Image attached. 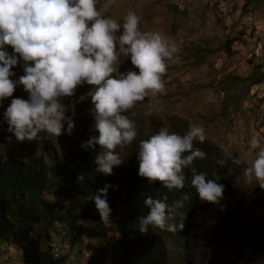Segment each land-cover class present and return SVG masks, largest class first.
Wrapping results in <instances>:
<instances>
[{
    "label": "rangeland",
    "instance_id": "obj_1",
    "mask_svg": "<svg viewBox=\"0 0 264 264\" xmlns=\"http://www.w3.org/2000/svg\"><path fill=\"white\" fill-rule=\"evenodd\" d=\"M97 9L102 16L117 22H123L129 11L135 12L140 17L141 31H159L179 49V60L167 62V71L162 76L164 91H149L143 101H138L124 113L135 121L137 137L131 144L117 147L116 151L124 161L113 168L111 175L102 174V178L110 180L115 189L120 191L116 174L131 156L139 167L137 150L140 140L157 133L162 126H167L170 132L183 135L189 124H199L205 129L206 139L203 143L194 142V146L204 145L212 154L215 165H218L217 159H224L227 166L236 167L238 174L230 190L224 187L223 199L219 203H209L203 208L207 228L200 227V237H204L208 227L215 225L218 218L227 217L230 212L228 206L233 204V209H241L246 212L245 216H254L258 225V228H253L239 219L234 222V227L243 226L252 235H256L253 233L256 229L264 231V204L258 203L264 201V189L255 180L247 183L243 176V168L254 159V153L247 151L248 140L254 134L264 139V81L252 84L256 72L260 75L264 72V0H97ZM5 48L9 54L13 53L11 46L6 45ZM121 60V64L117 62V72L113 75H118L119 71H138L130 58L121 57ZM23 64L20 60L13 67L15 76L12 79H19L24 74ZM258 66L262 68L257 70ZM92 88L88 84L79 85L73 96L61 98L66 116L75 118V128L70 134L74 137V153L79 152L80 146L76 135L79 126L76 118L83 130H95L94 117L90 111L93 105L88 95ZM82 96L83 100L80 99ZM13 97L27 99L28 93L22 85H18ZM13 97L0 102V164L10 157L11 152L22 163L43 158L51 180L52 164L47 151L58 153L62 146V135L67 132H62L59 137L40 134L39 139L18 141L14 134L7 131L8 125L4 120V111ZM238 154L243 163L233 165L230 157ZM94 158L89 164L96 169ZM51 185L50 182L47 185L50 189L48 201L57 214L64 215L67 201L62 196V186L59 183ZM246 193L248 195H244ZM118 195L124 200L127 198L124 189ZM119 199L117 203L120 206ZM151 233L158 240L154 248L163 254L160 264H253L238 255L236 240H228L206 250L202 248L205 244L200 237L193 238L192 241L199 244L195 245V250L199 246L201 249L196 250V255H192L195 253L193 251L187 256L178 233L152 227ZM58 235V231H52L54 239H59ZM258 236L260 238L257 239L264 243V232ZM103 244L110 249L119 246L115 240L96 242L86 239L74 247L76 251L71 250L65 264H140L125 261L120 249L117 250L119 260L112 257L101 260L99 245ZM58 251L56 246V256ZM148 261V264H152L150 258ZM0 264L35 263L26 258L24 251L17 245L0 240Z\"/></svg>",
    "mask_w": 264,
    "mask_h": 264
},
{
    "label": "clouds",
    "instance_id": "obj_2",
    "mask_svg": "<svg viewBox=\"0 0 264 264\" xmlns=\"http://www.w3.org/2000/svg\"><path fill=\"white\" fill-rule=\"evenodd\" d=\"M139 23L140 17L132 11L123 22L102 16L97 0H0V102L13 97L18 85L28 93L27 99L13 97L4 111L7 131L18 141L39 139L40 134L70 135L75 123L66 116L61 98L73 96L79 85H92L88 95L98 135H92L81 147L95 150L99 145L95 171L111 175L124 161L117 147L129 145L137 137L135 121L124 113L143 101L149 91L163 92L167 62L179 60L175 43L159 31H141ZM6 45L11 46L12 54ZM121 57L130 58L138 71L113 75ZM20 60L24 74L12 79V69ZM205 139V129L199 124H189L183 135L162 126L139 141L138 175L149 184L160 182L168 191L184 188L182 170L206 158L203 150L194 147V142ZM247 144L254 159L243 168V176L247 183L255 180L264 189V139L254 134ZM230 159L233 165L243 163L239 154ZM216 163L224 167L227 162L217 159ZM83 178L79 175L77 180ZM190 183L201 201L216 204L223 199L224 185L206 172L193 171ZM111 187L105 184L91 197L105 225L112 222L107 202ZM189 198L185 193L169 203L167 196L146 197L143 203L148 212L138 217L136 228L141 233H147L150 226L171 233L182 231L187 216L183 208Z\"/></svg>",
    "mask_w": 264,
    "mask_h": 264
},
{
    "label": "trees",
    "instance_id": "obj_3",
    "mask_svg": "<svg viewBox=\"0 0 264 264\" xmlns=\"http://www.w3.org/2000/svg\"><path fill=\"white\" fill-rule=\"evenodd\" d=\"M257 68L260 70L262 67ZM263 81L264 72L261 75L256 72L252 84H260ZM76 122L79 125L76 134L80 143L79 152L74 153L72 150L74 137L65 133L62 135V146L58 153L47 151L52 164L51 180L48 178L49 169L43 158L22 163L16 160L11 152L10 157L0 164V240L17 245L24 251L26 258L35 264H65L71 250L76 251L74 247L86 239L96 242L104 240L108 242L110 239L115 240L116 245H119L111 247L112 249L108 245H99L101 260L108 257L118 259L117 250L120 249L125 261L148 264L150 258V263L160 264L163 254L154 248L158 240L151 233V226L147 233H141L136 228L138 217L148 212L143 201L148 196L153 198L167 196L168 202L171 203L187 193L190 198L183 208L187 213L185 226L182 231L176 233L182 239L184 254L189 256L195 251L192 255H196V250H200L201 247L195 250V245L199 244H195L192 239L200 237L198 232L200 227L207 228L203 208L210 202L199 199L196 189L190 183L192 172H206L210 178L217 179L223 184L226 190H230L238 176L236 167L215 165L208 148L199 144L194 147L203 150L206 158L197 159L182 170L186 177L184 188L168 191L160 185V182L149 184L146 178L140 177L137 162L131 156L123 169L116 174L120 182L119 190L124 189L127 194L124 200L118 195L120 191L115 189L114 184L102 178V174L95 172L89 164L100 151V146L96 145L95 150L81 147L82 143L92 135H98V132L83 130L77 118ZM229 167L231 172L228 171ZM79 175L84 177L83 180H77ZM49 182L52 183L51 186L55 183L62 186V196L67 201L64 215L57 214L52 203L48 201ZM105 184L112 185L108 190L110 196L107 193V202L113 211L112 222L108 225L100 222V215L94 201L91 200L92 195H95L96 191ZM118 199L121 202L120 206L117 203ZM262 202L258 203L264 204V201ZM232 206H228L230 212L227 217L218 218L215 225L208 227L204 237H200L205 244L202 248L207 250L225 241L236 240L239 256L249 259L253 264H263L264 243L257 238H260L258 234L264 231L260 232L256 229L253 232L256 235H252L247 233L243 226L234 227V222L239 219L240 222L245 221L244 223L253 228H258V225L254 216H245L246 212L233 209ZM61 228L62 231H59ZM52 231L59 232V239L52 237ZM117 234L120 236L117 237ZM55 244L59 249L57 256Z\"/></svg>",
    "mask_w": 264,
    "mask_h": 264
}]
</instances>
